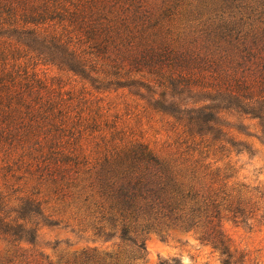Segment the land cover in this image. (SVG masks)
<instances>
[{
	"label": "trees",
	"instance_id": "16d2710c",
	"mask_svg": "<svg viewBox=\"0 0 264 264\" xmlns=\"http://www.w3.org/2000/svg\"><path fill=\"white\" fill-rule=\"evenodd\" d=\"M86 89L154 103L177 141L120 131ZM236 134L264 147V0H0V190L20 195L0 193L1 264H50L35 242L62 225L120 241L63 264H146V237L172 232L234 264L224 223H261L264 199L219 166L251 154Z\"/></svg>",
	"mask_w": 264,
	"mask_h": 264
},
{
	"label": "rangeland",
	"instance_id": "374dc122",
	"mask_svg": "<svg viewBox=\"0 0 264 264\" xmlns=\"http://www.w3.org/2000/svg\"><path fill=\"white\" fill-rule=\"evenodd\" d=\"M49 77H59L60 74L53 69H43ZM69 84V88L77 92L85 91L79 80L64 78ZM87 98L100 106V114L105 113L110 116V124L115 121L118 127L126 131L137 139H143L153 147L162 148L167 144H175L177 137L172 134V121L161 114L154 112L156 106L147 100L131 95L127 90L104 91L96 93L86 89ZM100 100V103L97 101ZM118 117L119 120H116ZM236 124V128H241L244 134H254L256 129L251 127L249 131L240 127V120L233 118L230 120ZM253 124V123H252ZM235 141L244 142L250 148L251 154L247 153L244 147L232 148L227 146L231 152L224 153L219 166H226L231 162L237 172L236 182L251 186H262L264 191V147L257 139L247 138L245 135L236 134ZM227 140V139H226ZM229 156V158H227ZM4 187L1 184L0 193L4 197L12 199L20 197L7 190L11 185ZM19 185H16L17 188ZM15 191V190H14ZM12 206V204L10 205ZM260 216V215H259ZM260 219V217H258ZM226 234L232 242V246L237 250V257L234 264H264V199L262 196V222L250 221L247 224H234L231 221L224 223ZM72 231H75L73 233ZM73 228H65L64 225L58 228H43L39 231L34 249L48 257L50 264H63V260L71 258L75 253H80L85 249H98L99 251L115 252L118 250L120 241L112 239L107 243L100 241V237L94 236L92 232L85 234L76 233ZM23 246V245H22ZM146 264H224V260L219 253L209 246L201 245L193 236H187L179 232H172L166 240L160 239L156 235H149L145 239ZM25 247V246H24ZM28 248V247H27ZM11 254L10 248L0 243V264ZM245 256L242 259L239 256ZM233 264V263H232Z\"/></svg>",
	"mask_w": 264,
	"mask_h": 264
}]
</instances>
